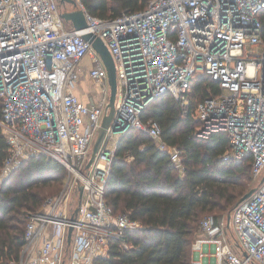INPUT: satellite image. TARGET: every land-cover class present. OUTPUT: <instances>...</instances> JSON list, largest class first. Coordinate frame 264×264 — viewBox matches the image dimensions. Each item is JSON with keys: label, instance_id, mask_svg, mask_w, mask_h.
<instances>
[{"label": "built area", "instance_id": "built-area-1", "mask_svg": "<svg viewBox=\"0 0 264 264\" xmlns=\"http://www.w3.org/2000/svg\"><path fill=\"white\" fill-rule=\"evenodd\" d=\"M75 2L88 24L79 31L65 29L55 0H0V128L7 147L0 184L32 157L56 160L68 173L57 194L28 212L19 257L0 264H94L113 246L127 248V232L142 223L127 211L114 213L105 201L118 140L139 129L182 170L177 149L162 142L158 123L141 113L170 93L185 114L200 74L216 81L219 92L194 104L198 134L225 133V159L250 156L256 178L264 170V0H149L145 8L114 18L93 16L81 0ZM86 32L98 36L113 59L111 116L106 69L82 37ZM85 56L100 91L92 104L73 92ZM104 116L106 131L87 167ZM261 178L233 206L229 223L201 218L189 264H264Z\"/></svg>", "mask_w": 264, "mask_h": 264}, {"label": "trees", "instance_id": "trees-1", "mask_svg": "<svg viewBox=\"0 0 264 264\" xmlns=\"http://www.w3.org/2000/svg\"><path fill=\"white\" fill-rule=\"evenodd\" d=\"M149 0H81L86 11L99 18L146 7ZM264 36V11L260 14ZM190 107L184 114L180 101L170 93L154 99L143 120H155L160 139L175 147L181 157L179 169L166 149L145 132L128 129L118 140L105 187V201L114 213L127 211L142 228L127 232V248L113 246L109 256L94 264H189L199 222L205 215L224 219L249 188L251 157L241 162L224 158L229 150L223 132L199 135L194 104L218 94L216 81L196 76ZM0 128V164L6 155ZM66 169L56 160L32 157L25 160L0 184V261L19 257L25 244L29 211L37 210L46 186L62 183Z\"/></svg>", "mask_w": 264, "mask_h": 264}, {"label": "water", "instance_id": "water-1", "mask_svg": "<svg viewBox=\"0 0 264 264\" xmlns=\"http://www.w3.org/2000/svg\"><path fill=\"white\" fill-rule=\"evenodd\" d=\"M59 2L61 3V5H65L67 3L71 5V9L62 11L59 14L60 18H63L66 21H69L72 25V29L75 31H79V30H83V29L87 28L88 24H87V21L85 18V14H84L82 9H79L76 7L75 0H59ZM82 37L91 44L92 48L97 52V54L99 55L100 59L102 60V62L104 64V67L106 69L107 78H108V85H109L108 107L111 110V112H110V116H111L114 112V102H115V97H116V86H117L116 85V72H115V68H114V64H113V59H112L111 54H110L109 50L107 49L106 45L103 43V41L98 36H96L92 32H86L82 35ZM107 119H108V117L104 116L103 122L101 123V127H100L99 132H98V135L94 141L93 149H92L90 158L86 164L87 167L92 162L93 157H94L95 153L97 152L99 145H100V143L104 137V134L106 131L105 126H106V120ZM261 180H264V175L261 178ZM78 190H79V197H80L81 193H82V187L79 186ZM254 190H255V187L250 188L240 198L239 202L248 198L254 192ZM226 220H227V223H229L230 214L227 215ZM71 230H72V228L68 229V235H67V241L68 242L70 240Z\"/></svg>", "mask_w": 264, "mask_h": 264}, {"label": "crops", "instance_id": "crops-1", "mask_svg": "<svg viewBox=\"0 0 264 264\" xmlns=\"http://www.w3.org/2000/svg\"><path fill=\"white\" fill-rule=\"evenodd\" d=\"M92 62L88 56H85L80 62L78 78L73 92L85 104L96 103L99 100L100 91L95 82L89 76V70ZM87 85V87H86Z\"/></svg>", "mask_w": 264, "mask_h": 264}, {"label": "rangeland", "instance_id": "rangeland-1", "mask_svg": "<svg viewBox=\"0 0 264 264\" xmlns=\"http://www.w3.org/2000/svg\"><path fill=\"white\" fill-rule=\"evenodd\" d=\"M55 2H56V4H57V8H58L59 14H60L62 11H65V10H69V9H71V5L68 4V3L65 4V5H61V3L59 2V0H55ZM61 20H62V23H63L65 29H72V25H71V23H70L69 21H66V20L63 19V18H61ZM193 83H194V80H193ZM86 87H87V85H86ZM110 112H111V110L109 109V113H110ZM92 149H93V146L90 147L89 150H88V154H89V156L91 155ZM263 174H264V170L262 171L261 174L258 175V178L260 179V178L263 176ZM67 177H68V173H67V171H66V175H65V177H64V179H63V181H62V183H60V184H50V185L46 186V189H45V195H46V196H50V195H55V194H57V193L59 192V190L61 189V187H62L64 181L67 179ZM258 178H256V177H252V180L249 182V188L247 189V191H248L250 188L255 187V185L257 184ZM247 191H246V192H247ZM74 202H76V201L74 200ZM228 214H230V212H229ZM228 214H227V215H228ZM227 215L225 216V219L227 218ZM195 235H196V234H195Z\"/></svg>", "mask_w": 264, "mask_h": 264}]
</instances>
